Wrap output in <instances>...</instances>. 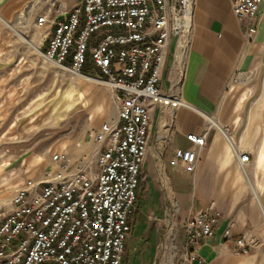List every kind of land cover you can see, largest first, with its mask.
<instances>
[{
  "label": "built area",
  "instance_id": "built-area-1",
  "mask_svg": "<svg viewBox=\"0 0 264 264\" xmlns=\"http://www.w3.org/2000/svg\"><path fill=\"white\" fill-rule=\"evenodd\" d=\"M230 4L237 20L247 22L251 40L257 31L252 21L264 10V0ZM194 8L195 0H77L64 13L40 12L35 24L48 26L43 55L65 70L92 76L82 72L88 52L95 76L110 90L116 117L89 130L95 148L83 166L65 152H53L42 176L17 189L0 220V264H122L151 114L159 112L161 127L170 132L175 112L185 105L173 82L163 87L162 74L170 48L174 66L184 67ZM207 134H188L194 148H173L172 165L193 171ZM235 152L241 165L250 162L247 152ZM218 219L211 205L190 214L179 258L193 259L200 241L214 236ZM232 224L228 220L225 238ZM251 242L243 233L235 252L247 253ZM171 248L175 257L177 247Z\"/></svg>",
  "mask_w": 264,
  "mask_h": 264
},
{
  "label": "crops",
  "instance_id": "crops-1",
  "mask_svg": "<svg viewBox=\"0 0 264 264\" xmlns=\"http://www.w3.org/2000/svg\"><path fill=\"white\" fill-rule=\"evenodd\" d=\"M67 1L72 7L77 0ZM26 4L0 0V19L12 20ZM256 21L250 40L247 22L237 20L230 0H195L184 67L174 66L170 48L162 74L163 87L173 82L185 105L175 112L170 132L161 127L159 112L151 114L122 264L171 262V247L160 253L161 238L170 236L184 249L186 220L210 205L219 213L214 236L200 241L193 259L182 256L177 264H220L233 255L243 233L252 244L264 242V10ZM206 130L194 170L173 166V148H194L187 135ZM235 151L247 152L250 162L241 165ZM228 220L233 224L225 238Z\"/></svg>",
  "mask_w": 264,
  "mask_h": 264
},
{
  "label": "rangeland",
  "instance_id": "rangeland-1",
  "mask_svg": "<svg viewBox=\"0 0 264 264\" xmlns=\"http://www.w3.org/2000/svg\"><path fill=\"white\" fill-rule=\"evenodd\" d=\"M67 2L51 6L49 0H27L12 20L0 19V220L23 182L39 179L51 166L53 152H65L83 166L95 148L89 130L116 117L105 84L79 78L43 56L48 26H37L36 18L47 8L64 13L71 8ZM85 56L84 67L93 70L91 56ZM173 245L176 256L171 257V248L168 264L179 262L181 248L176 239L161 238V254ZM220 264H264V242L251 243L247 253L233 252Z\"/></svg>",
  "mask_w": 264,
  "mask_h": 264
},
{
  "label": "bare ground",
  "instance_id": "bare-ground-1",
  "mask_svg": "<svg viewBox=\"0 0 264 264\" xmlns=\"http://www.w3.org/2000/svg\"><path fill=\"white\" fill-rule=\"evenodd\" d=\"M35 50L38 52V53H41L40 52V50L37 48V47H35ZM44 56V55H43ZM46 57V56H45ZM47 58V57H46ZM48 59V58H47ZM49 60V59H48ZM51 62H53L52 60H50ZM54 63V62H53ZM56 64V63H55ZM62 68V67H61ZM64 69V68H63ZM72 72V74L73 75H75V76H78L79 78H83V79H85V80H89V81H94V82H99V83H101V81H99V80H97V79H94V78H92V77H90V76H86V75H83V74H78L77 72H74V71H71Z\"/></svg>",
  "mask_w": 264,
  "mask_h": 264
},
{
  "label": "trees",
  "instance_id": "trees-1",
  "mask_svg": "<svg viewBox=\"0 0 264 264\" xmlns=\"http://www.w3.org/2000/svg\"><path fill=\"white\" fill-rule=\"evenodd\" d=\"M82 72L85 73V74H88V75H93L94 74V71L93 70H87L85 67L82 69Z\"/></svg>",
  "mask_w": 264,
  "mask_h": 264
}]
</instances>
